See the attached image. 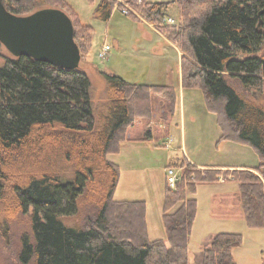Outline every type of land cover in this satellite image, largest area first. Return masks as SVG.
I'll list each match as a JSON object with an SVG mask.
<instances>
[{"label":"trees","instance_id":"trees-1","mask_svg":"<svg viewBox=\"0 0 264 264\" xmlns=\"http://www.w3.org/2000/svg\"><path fill=\"white\" fill-rule=\"evenodd\" d=\"M2 1L15 15L32 11L38 2L56 4L69 16L80 59L90 52L94 28L82 23L66 0ZM175 1L179 25L165 22L168 1L141 0L135 5L140 17L129 15L179 44L189 57L181 60L182 87L201 90L206 108L217 113L220 139L253 147L259 163L222 169L199 168L185 157L173 162L180 174L172 188L165 178L166 237L150 238L146 201L114 198L120 166L108 155L119 153L126 139L146 140L128 137V128L137 119L150 121L164 93L171 92L173 111V86L128 82L102 71L107 100L95 105L89 75L80 66L60 67L29 55L6 57L0 67V204L6 201L12 210H0V231L8 237L14 212L30 216L32 232L22 235L21 264H189L198 207L187 192L220 174L239 183L246 225L264 228V107L230 82L264 93V0ZM99 2L93 13L106 22L117 1ZM61 163L70 165L72 177ZM81 204L91 205L85 224H65L63 217L77 214ZM242 239L237 232L216 233L202 250L201 264H236L233 249Z\"/></svg>","mask_w":264,"mask_h":264},{"label":"rangeland","instance_id":"rangeland-1","mask_svg":"<svg viewBox=\"0 0 264 264\" xmlns=\"http://www.w3.org/2000/svg\"><path fill=\"white\" fill-rule=\"evenodd\" d=\"M66 1L78 14L82 23L92 25L94 28L90 52L84 59H82L83 57L77 58V61L79 66L89 75L92 83L90 94L95 105L107 100L106 83L101 74L102 71L113 72L128 82L140 83L147 77L148 83L169 84L173 86L174 92L177 91L175 92L177 105L175 104L176 107L173 111V106L170 103L171 92L164 93L160 96L161 98H157L155 103L158 108L155 107L154 111L155 113L157 109L156 120H154L153 114L150 121L137 119L128 128L133 136L140 129L149 130L151 128L155 136V145L150 144V149H147L145 144L135 143L124 146L119 153L108 155L109 160H114L120 164L121 177L114 198L145 200L148 209L147 221L150 238H165L166 232L161 209L164 199L165 173L171 166L179 173V167L173 164V162H177V159L173 157H184L183 150L180 149L181 138H183L182 148L185 149V153L187 152L192 160L199 163L217 164L220 162L241 169L243 166H247V168L256 166L260 158H258L253 147L220 139L221 129L217 123V113H212L206 108L201 90L182 87V92L179 91L181 60L184 56L187 59L189 57L185 55L179 44L173 43L166 35L160 36L154 30L152 31L147 24L139 23L146 21L145 19L141 18V21H136L130 15L120 12V8L124 4L132 3L135 9V5L140 4L141 0H116L118 7L115 5L111 17L106 22L97 18L93 13L100 0H92L91 2L88 0ZM168 1L170 3L165 8L164 15L165 17H172L174 22L179 25L180 10L178 4L175 0ZM133 12H130L132 16L140 17L136 9ZM48 15L62 21L69 20L68 14L62 8L49 1L38 2L32 11L19 16L36 18ZM166 41L179 48L180 60L176 51ZM107 44L109 45L107 51L103 55H99L102 47ZM10 56L13 54L5 42L0 39V67H3L4 59ZM230 82L235 89L242 92L241 94L246 99L264 107V93L262 91L257 88L242 89L239 82L233 79ZM180 99L181 102H179ZM181 103L184 106L182 108H180ZM169 117L170 119L165 121ZM141 121L145 125L148 122V125L143 127L140 125ZM146 133L147 131H144V136ZM169 138H172V142L171 140L166 141ZM17 163L16 161L12 164L17 165ZM194 164L196 165V163ZM60 166L62 171L67 172V175L72 177L73 170L70 165L61 163ZM230 176V174H220L218 179L213 181H227L228 189H224L218 184L206 182L204 184L197 183L193 194L187 192L189 196L196 197L198 207L189 240V264H201V253L205 241L210 234H216L220 231L242 234L243 243L233 249L236 264H264V228H249L244 217L237 213L239 205L236 201L237 196L233 194L237 192V189L234 183L228 181ZM11 178L14 177L11 176ZM224 193H229L231 199H235V202L228 206V211L225 202H222V198L226 197ZM1 204V211L11 209V207H7L6 201ZM90 206V204H81L77 214L63 217L64 223L67 225H84L90 214ZM7 226L9 227L7 238L0 231V264H21L19 252L22 247V235L26 233L30 236L32 232L30 216L16 211L8 220Z\"/></svg>","mask_w":264,"mask_h":264},{"label":"water","instance_id":"water-1","mask_svg":"<svg viewBox=\"0 0 264 264\" xmlns=\"http://www.w3.org/2000/svg\"><path fill=\"white\" fill-rule=\"evenodd\" d=\"M0 39L13 56L29 55L71 69L79 66L80 54L70 19L62 21L49 15L23 18L9 13L0 0Z\"/></svg>","mask_w":264,"mask_h":264},{"label":"crops","instance_id":"crops-1","mask_svg":"<svg viewBox=\"0 0 264 264\" xmlns=\"http://www.w3.org/2000/svg\"><path fill=\"white\" fill-rule=\"evenodd\" d=\"M150 1V0H149ZM164 1H168V0H164ZM164 1H161V2H164ZM169 2V1H168ZM98 5V4H97ZM113 10H114V8H113ZM165 16V15H164ZM168 17V16H167ZM170 17V16H169ZM172 18V17H171ZM140 24L141 23H145V24H147L148 25V27H150V29L153 31H155L157 34H159L160 36H163L159 31H158V29L154 26V25H151L150 23H148V22H146V21H141V22H139ZM167 42V41H166ZM167 44L168 45H170L175 51H176V54H177V56H178V59L180 60L181 59V56H180V51H179V48L178 47H176V46H172L171 44H169L168 42H167ZM146 80H148L147 79V77H145L144 78V82L143 81H141L140 83H148V81H146ZM179 80H180V68H179ZM139 83V82H138ZM149 84H151V83H149ZM178 89H179V91H181L182 92V85H181V80H180V82H179V86H178ZM175 92H177L176 90H175ZM177 94V93H176ZM179 102H181V99H180V101ZM175 103H176V98H175ZM176 105H177V103H176ZM181 107L180 108H182V107H184L183 106V103H181V105H180ZM176 107V106H175ZM157 108V107H156ZM158 109V108H157ZM157 109H156V112L154 113V120H156V116H157ZM162 120H163V118H161ZM170 119V117L169 118H166L165 119V121H168ZM138 122H140V121H138ZM152 122V121H151ZM154 122V121H153ZM140 125H142L143 127H145L146 125L145 124H142V121H141V123H140ZM150 127V126H149ZM144 131H148V130H144V129H140V130H138L137 132H136V134L133 136L130 132H129V130H128V134H127V136L128 137H130V138H135V137H142V136H144ZM168 132V131H167ZM166 132V133H167ZM145 136H146V140H139V141H137V140H135V141H133V140H131V139H126L124 142H123V144H122V146H121V150L123 149V147L124 146H127V145H131V144H135V143H141V144H145L147 147V149H150L149 147V145L151 144V145H155V143H154V133L152 132V129L150 128V132H147L146 134H145ZM170 141L171 140V142H172V138H169V139H167L166 141ZM171 142H169V143H171ZM182 144H183V138H181V142H180V149L181 150H183V153H184V157L186 158V160L187 161H189V162H191L193 165H194V163H196V165H197V167H199V168H206L207 166H211V167H220V168H222V169H238V167H230V166H232V165H227V164H224V163H217V164H209V163H206V164H204V163H199V162H197V161H194V160H192L188 155H187V152L185 153V149L184 148H182L183 146H182ZM165 145V144H164ZM168 145H170V144H168ZM166 146V145H165ZM174 159H177V162H180V158L179 157H177V156H175V157H173ZM111 161H114V160H111ZM173 161V160H172ZM115 162V161H114ZM115 163H117V162H115ZM118 164V163H117ZM119 166H120V164H119ZM243 167H247V166H243ZM249 168V167H248ZM166 175V174H165ZM228 181H230V182H232V183H234L235 185V187H236V189H237V192H235V193H233V194H235L237 197H236V201L238 202V205H239V210L237 211V213H239V215L241 214L242 215V217H243V211H242V205H240V198H239V183L238 182H235V181H233V180H228ZM226 182L227 181H225V182H220V181H218V182H207V183H212V184H218V185H220V186H222V187H224V189H228V184H226ZM221 183V184H220ZM199 184H204V183H199ZM217 185V186H218ZM227 191H229V190H227ZM225 195H226V197H224V198H222V202L224 201L225 202V206H227V208H226V210L228 211V209H229V207L228 206H230L232 203H234L235 202V199H231V195L229 194V193H224ZM234 195V196H235ZM244 219H245V217H244ZM193 226H194V224H193ZM226 232H228V231H226ZM213 235H215V234H210L209 235V238L207 239V241H205L206 243H204L205 245L203 246V249L205 248V247H207V246H209V244H210V241H211V238L213 237ZM152 238V237H151ZM202 249V250H203Z\"/></svg>","mask_w":264,"mask_h":264},{"label":"built area","instance_id":"built-area-1","mask_svg":"<svg viewBox=\"0 0 264 264\" xmlns=\"http://www.w3.org/2000/svg\"><path fill=\"white\" fill-rule=\"evenodd\" d=\"M140 1V0H139ZM135 9H134V6H132V3H129V4H124L122 8H120V11L123 13V14H129L130 12H133ZM134 13V12H133ZM166 22H169V23H175L174 20L171 18V17H167L166 19ZM102 51L99 52L100 54L99 55H103V53L105 51H107V49L109 48V45H104L102 47ZM166 183L167 185H169V187H174L175 186V183L176 181L179 179V173H177L174 168H169L167 169L166 171Z\"/></svg>","mask_w":264,"mask_h":264}]
</instances>
